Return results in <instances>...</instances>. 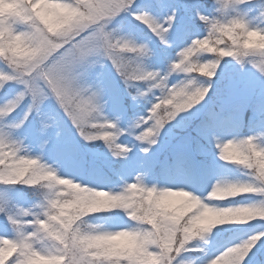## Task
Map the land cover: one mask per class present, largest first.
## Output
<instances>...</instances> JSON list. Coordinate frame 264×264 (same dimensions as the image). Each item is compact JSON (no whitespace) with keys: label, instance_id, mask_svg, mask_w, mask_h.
I'll use <instances>...</instances> for the list:
<instances>
[{"label":"clouds","instance_id":"1","mask_svg":"<svg viewBox=\"0 0 264 264\" xmlns=\"http://www.w3.org/2000/svg\"><path fill=\"white\" fill-rule=\"evenodd\" d=\"M226 70L264 84V0H0V264H264V123L157 170Z\"/></svg>","mask_w":264,"mask_h":264},{"label":"trees","instance_id":"2","mask_svg":"<svg viewBox=\"0 0 264 264\" xmlns=\"http://www.w3.org/2000/svg\"><path fill=\"white\" fill-rule=\"evenodd\" d=\"M224 77L218 84L217 90L211 94L210 103L201 110L199 114L186 120L184 124L174 130V135L170 140V146L176 145L180 141L183 146H187V152L163 151L157 159V165L166 163L169 169L177 172L179 168H184L189 173L198 170L205 174L206 166L210 163L207 155V145L204 140L209 127L222 125L228 129L243 128L245 132L249 129L264 123V101L256 94L248 102L227 106L225 101L230 97L226 92L232 83L240 77ZM173 140V141H172ZM196 166L199 169H196ZM256 259H264V252L258 253Z\"/></svg>","mask_w":264,"mask_h":264},{"label":"rangeland","instance_id":"3","mask_svg":"<svg viewBox=\"0 0 264 264\" xmlns=\"http://www.w3.org/2000/svg\"><path fill=\"white\" fill-rule=\"evenodd\" d=\"M230 72L231 70H226L224 77L229 78L228 74ZM226 94H230V97L225 101L227 106L248 102L256 94H258V96L264 101V84L257 83L251 77H240V79L232 83ZM175 144V147L172 148V152H181L183 154L187 152V146H183L180 141H176ZM170 145V142H166L162 146L158 153V159L162 152L169 148ZM196 169H199V167L196 166ZM175 174L181 176L183 179H203L202 173L198 170L189 173L184 168H179Z\"/></svg>","mask_w":264,"mask_h":264}]
</instances>
